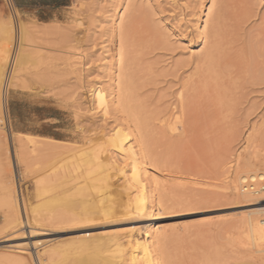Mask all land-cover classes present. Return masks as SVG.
<instances>
[{
  "label": "rangeland",
  "instance_id": "374dc122",
  "mask_svg": "<svg viewBox=\"0 0 264 264\" xmlns=\"http://www.w3.org/2000/svg\"><path fill=\"white\" fill-rule=\"evenodd\" d=\"M116 133L149 171L147 217L125 214ZM252 165L264 174V0H0V229L25 222L0 254L32 241L102 264L161 224L155 264H264L248 225L264 194L238 193Z\"/></svg>",
  "mask_w": 264,
  "mask_h": 264
},
{
  "label": "bare ground",
  "instance_id": "6f19581e",
  "mask_svg": "<svg viewBox=\"0 0 264 264\" xmlns=\"http://www.w3.org/2000/svg\"><path fill=\"white\" fill-rule=\"evenodd\" d=\"M124 57H125V55L123 56V58ZM125 59H126V57H125ZM24 60H25L24 57H22V56L18 57L17 56V61L19 64L21 62L23 63ZM13 62H14V60H13ZM18 63H16V64H18ZM10 64H13V63L11 62ZM15 65L13 64L10 66H15ZM124 86H123L124 89L121 88L122 86L120 87L122 89L120 91H123V92L119 91L120 93H122V94H120V96L123 95V93L125 94L127 86H128L127 83L124 84ZM123 96L127 97V94H125ZM92 98H93L92 100L95 101L97 106L99 108H101V110L104 113L107 114L109 112V103L107 100L108 95H107V92L103 88H101V87L96 88L93 91ZM128 100H129V98H126L125 99L126 102L125 101H123V102L128 103ZM128 105H129V103H128ZM109 138H110L112 144L114 145V148L117 150V152H119L122 156H124L125 159L130 160V167H131L130 168V174L126 175L124 168H122V167L118 168L119 171L121 172L123 178L131 185V189H134V192L132 194H129L127 199H126L127 201H126L125 205H126L127 210H124L126 212L125 214L147 217L146 215L149 213V206H150V204H149V187H148L149 171L146 168V166L144 165V163L142 162V160L140 159V156L138 155V153L135 151L134 146L132 145V142H130L128 135L121 137L119 133H116L115 136L112 135V137H109ZM122 162H123V160H122ZM105 164H107V163H105ZM107 165H106V167H107ZM98 168H102V167L98 166L97 169ZM108 168H110V167H108ZM250 168L251 169L248 172L252 173V175H250V176H254L255 172L258 171V169L256 168V166H253V165ZM104 169L105 168H103V170H100V171H104ZM110 171H111V169H110ZM93 172H95V171H93ZM90 173H89V175L92 176V173L91 174ZM245 178L246 177H241L240 183H242V180ZM101 180L105 183H108V181L110 180V174L107 173V174L103 175L101 177ZM233 182L235 183V181H233ZM103 188H106V187H103ZM240 190H241L240 192L238 190V193L241 196H247V195L254 196V195H256L253 193L244 192L241 189V187H240ZM233 193H235V191ZM133 194H135V195H133ZM261 201H264V200H261ZM255 205H257V204H255ZM107 209H108V207H107ZM109 211H111V208ZM109 211H107V212H109ZM112 212H113V209H112ZM258 213H259V209H257V208H254V209H251L248 211V215L250 216V219L248 221L249 232H250V237L254 243H257L259 241H264V224H262V221L258 220L255 217ZM24 223H21L18 220L16 222L9 223V225L7 227L5 226L4 229H0V235H1V237H0L1 242L0 243L9 242L11 240L12 231L18 229ZM145 229H146V235L144 238L143 237L140 238L138 236L137 232H135L134 230H132V231L129 230V232L125 233V235H124V239H126L125 246L123 245V243H118V242H116L114 244L111 243V248L112 247H116V248L111 250V255L107 256L104 259H101L103 261L102 264H125V262H127V260L129 262H132L133 264H155L156 259H155V255H154L153 242H154V240H156V239L158 240V238H160L159 236H161L160 234L163 231V226L161 224H155V225L151 224V225L146 226ZM30 230L32 232H30L29 237L33 238L32 234L34 233L33 232L34 229L32 228ZM35 244H34V242L32 243V241L29 244V246L32 249H34V251H32V249H30V251H28V247L24 248V246H23V248L18 247L16 245L15 246L14 245L6 246L4 248L5 250L0 254V264H58L57 262H55V260H53V257L51 256V255H54V258L57 257L55 254H53L50 251L52 254L51 255L48 254V258L46 257L47 258L46 259L43 255V253H41L37 250V247L35 246ZM122 247L128 248V250L125 254H119V253H121V250L119 248H122ZM122 249H124V248H122ZM109 251H110V249H109ZM46 253H49V252H46ZM65 257H63V258H65ZM98 258H100V257H97V259L96 258H90V257H80L79 259L77 258L78 259L77 261H78V264H97ZM69 259H70V257H69ZM71 261H73V260H71ZM66 263H68V262H66ZM70 264H72V262ZM98 264H100V263H98Z\"/></svg>",
  "mask_w": 264,
  "mask_h": 264
},
{
  "label": "built area",
  "instance_id": "2783aa9c",
  "mask_svg": "<svg viewBox=\"0 0 264 264\" xmlns=\"http://www.w3.org/2000/svg\"><path fill=\"white\" fill-rule=\"evenodd\" d=\"M241 189L246 193L264 194V174L246 177L242 180Z\"/></svg>",
  "mask_w": 264,
  "mask_h": 264
}]
</instances>
